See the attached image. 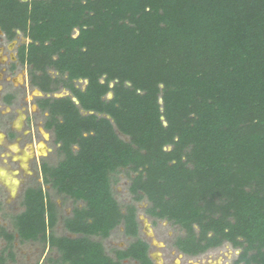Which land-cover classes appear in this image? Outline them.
Returning a JSON list of instances; mask_svg holds the SVG:
<instances>
[{"label": "trees", "instance_id": "obj_1", "mask_svg": "<svg viewBox=\"0 0 264 264\" xmlns=\"http://www.w3.org/2000/svg\"><path fill=\"white\" fill-rule=\"evenodd\" d=\"M0 29L29 40L17 58L50 94L35 102L61 155L40 174L72 202L58 234L61 208L26 187L20 243L46 242L53 264H154L139 236L145 200L154 223L178 227L179 252L230 243L232 264H264V0H0ZM118 226L130 240L110 255L103 240ZM14 232L0 227L9 245Z\"/></svg>", "mask_w": 264, "mask_h": 264}, {"label": "rangeland", "instance_id": "obj_2", "mask_svg": "<svg viewBox=\"0 0 264 264\" xmlns=\"http://www.w3.org/2000/svg\"><path fill=\"white\" fill-rule=\"evenodd\" d=\"M21 41L20 33H17L16 39L9 43L0 32V98L3 89H10L9 84L19 90L12 106H5L0 99V133L2 134L0 140V227L6 228L8 232H14L12 220L13 216L22 210L20 202L23 191L26 187L39 183L43 189L49 191L56 206L61 208L60 222L55 229L58 234H61L63 233L61 219L64 215L70 214L72 202L69 200L64 202L62 197L57 196L55 191L42 181L41 162L47 160L55 164L61 155L56 154L55 147L52 145L53 135L43 127L44 115L35 104L36 98L44 94L28 86L26 70L18 63L16 68L10 69V62L15 60V51ZM78 82L82 88L86 84L85 80H78ZM64 90L53 95H61ZM9 132L14 133V138H10ZM39 147H42L43 151L39 152ZM126 174L127 169H121L117 174V183L112 186L114 197L122 206L132 202L128 191L129 179ZM130 175L133 177L134 173ZM10 180L16 182L13 192ZM136 206L137 220L140 225L139 236L149 243L148 254L154 264H232L240 252L239 248H234L230 243H224L197 256H187L172 246L178 227L166 220H156L154 223L144 211L147 206L145 200L137 203ZM66 235L76 236L70 233ZM129 240L123 235L122 226H118L107 239L103 240V244L106 252L113 255V248H125ZM0 256L4 259V264H53L52 261L58 257V253L49 249L47 243L42 240L20 243L14 232L11 245L0 235Z\"/></svg>", "mask_w": 264, "mask_h": 264}, {"label": "flooded vegetation", "instance_id": "obj_3", "mask_svg": "<svg viewBox=\"0 0 264 264\" xmlns=\"http://www.w3.org/2000/svg\"><path fill=\"white\" fill-rule=\"evenodd\" d=\"M0 32L1 33H3V35H4V37H5V39H6V41L7 42H12V41H14L15 39H16V37H17V35L15 36V38L14 39H12V40H8L7 39V37H6V35H5V33L0 29ZM16 33H20L21 34V32L20 31H17ZM21 36H22V41L18 44V46H17V49H18V47L21 45V44H23V43H27L29 40L27 39V38H25L22 34H21ZM17 49H16V51H15V60H11V62H10V69H14V68H16L17 67V65L19 64L20 66H21V68H24L25 70H26V76H27V80H28V86L31 88V89H35L38 93H43V92H41L37 87H32L31 85H30V83H29V79H28V73H27V65H23V64H21L19 61H18V58H17ZM16 63H18L17 65H16ZM8 87L10 88V89H3L2 90V94H1V102L5 105V106H7V107H9V106H12L13 104H6L4 101H3V97L5 96V95H7V94H14V96H18V93H19V90L18 89H15V88H13L10 84L8 85ZM13 88V89H12ZM44 94V96H40V97H46V95L47 96H50V94H45V93H43ZM54 94H56V93H54ZM54 96V95H53ZM38 98V97H37ZM15 99H16V97H15ZM14 99V100H15ZM35 104H36V102H35ZM36 106H37V104H36ZM38 107V106H37ZM38 109H39V107H38ZM40 110V109H39ZM40 112H41V110H40ZM42 114V113H41ZM43 115L45 116L46 115V113H43ZM44 118V117H43ZM43 127H44V121H43ZM45 128V127H44ZM46 129V128H45ZM47 130V129H46ZM47 131H49V130H47ZM9 134V136H10V138H14L13 136H14V133L13 132H9L8 133ZM58 146V145H57Z\"/></svg>", "mask_w": 264, "mask_h": 264}, {"label": "bare ground", "instance_id": "obj_4", "mask_svg": "<svg viewBox=\"0 0 264 264\" xmlns=\"http://www.w3.org/2000/svg\"><path fill=\"white\" fill-rule=\"evenodd\" d=\"M2 134L0 133V140H1ZM38 151L41 152L43 151L42 147L38 148ZM10 185H11V190L12 192L14 191V187L16 186V182L14 180H10Z\"/></svg>", "mask_w": 264, "mask_h": 264}, {"label": "water", "instance_id": "obj_5", "mask_svg": "<svg viewBox=\"0 0 264 264\" xmlns=\"http://www.w3.org/2000/svg\"><path fill=\"white\" fill-rule=\"evenodd\" d=\"M86 81V83H87V80H85ZM63 94H61V95H57L56 97H61V96H64V95H70V93L68 92V91H66V90H64V92H62ZM110 97H112V93H110ZM72 99H73V101L76 103V104H78V101L75 99V98H73L72 97ZM109 118V117H108ZM161 119H163V118H161ZM164 124H165V122H164Z\"/></svg>", "mask_w": 264, "mask_h": 264}, {"label": "built area", "instance_id": "obj_6", "mask_svg": "<svg viewBox=\"0 0 264 264\" xmlns=\"http://www.w3.org/2000/svg\"><path fill=\"white\" fill-rule=\"evenodd\" d=\"M77 33V31H75Z\"/></svg>", "mask_w": 264, "mask_h": 264}]
</instances>
